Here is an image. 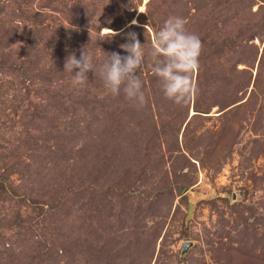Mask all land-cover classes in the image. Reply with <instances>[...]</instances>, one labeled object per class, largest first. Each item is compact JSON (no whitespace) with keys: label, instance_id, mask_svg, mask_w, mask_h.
<instances>
[{"label":"trees","instance_id":"1","mask_svg":"<svg viewBox=\"0 0 264 264\" xmlns=\"http://www.w3.org/2000/svg\"><path fill=\"white\" fill-rule=\"evenodd\" d=\"M143 2L0 0V264H44L58 244L66 251L76 248L79 238H65L72 228L58 231L61 224L63 231L69 226L65 215L71 203L90 205L112 188L119 195L135 181H156L145 173L158 167L148 149H163L164 142L168 149H182L184 124L186 134L215 106L223 113L236 108V118L249 99L264 103V0H147L139 10ZM122 10L137 23L125 27ZM113 14L117 17L106 23ZM172 16L184 18L186 29L202 41L194 74L198 93L183 106L164 96L149 55L156 33ZM103 25L120 32L102 33ZM128 28L145 48L146 66L139 73L147 100L143 107L128 100L123 89L111 94L99 73L108 54L127 55L120 46L128 42L123 33ZM82 50L93 56L96 71L87 73L85 85L73 86L74 72L65 71V61L73 52L79 58ZM208 132L221 133L199 127L193 148H205ZM176 159L173 179L169 174L152 183L158 184L147 196L155 198L153 205H167L165 197L175 196V190L187 194L196 183L195 176L180 173L186 167L197 171L195 162L184 153ZM159 162L163 166L164 157ZM15 173L19 183L10 179ZM16 197L42 206L44 224L29 220L11 231ZM254 252L243 264H260Z\"/></svg>","mask_w":264,"mask_h":264},{"label":"rangeland","instance_id":"2","mask_svg":"<svg viewBox=\"0 0 264 264\" xmlns=\"http://www.w3.org/2000/svg\"><path fill=\"white\" fill-rule=\"evenodd\" d=\"M146 2L144 0L139 10L145 9ZM121 12L125 27L137 23L136 18L130 20L124 10ZM116 17V14L107 15L106 23ZM104 28L110 27L103 25L101 32ZM111 31L120 32L110 28L103 33ZM132 31L128 28L123 32L126 39ZM250 93L251 88L242 102ZM262 106L263 101L256 104L249 99L248 105L238 110L236 118L233 117L236 108L223 113L215 106L209 116L194 120L186 134L184 124L179 133L182 149H168L165 142L163 149H148L150 158H157L158 167L147 169L145 173L155 176L156 181L163 182L169 174L173 179L172 162L177 160L179 164L176 158L182 157V153L196 164L197 171L189 167L178 170L195 176L196 183L187 194L175 190V196L165 197L162 203L167 205L151 203L155 198L147 196L158 184L145 178L131 183L130 187H122L127 190L125 194L118 195L112 188L106 195L96 196L90 205L71 203L65 215L69 226L63 231L66 225L61 224L58 231L72 228L65 238H79L80 247L85 242L84 251H80L79 246L66 251L58 244L44 264H243L251 251H255L259 263L264 264V110L259 111ZM192 110L193 107L190 114ZM245 112L247 117L243 115ZM202 126L203 130H220L221 133L215 132V136L212 132L206 133L205 148L195 149L193 138ZM228 127L231 130L226 132ZM5 137L3 142L7 143ZM168 141L170 143L171 138ZM142 156L140 159L144 161ZM162 157L163 166L159 162ZM10 179L20 182L17 173ZM11 203L17 207L11 231L23 229L20 227L29 220L41 226L42 206L18 197ZM187 241L193 244L183 251ZM228 248L234 257L229 255Z\"/></svg>","mask_w":264,"mask_h":264},{"label":"clouds","instance_id":"3","mask_svg":"<svg viewBox=\"0 0 264 264\" xmlns=\"http://www.w3.org/2000/svg\"><path fill=\"white\" fill-rule=\"evenodd\" d=\"M186 23L184 18L169 17L156 33L149 53L154 60L151 70L160 78L164 96L181 106L189 103L198 93L194 74L199 68L202 51V41L186 29ZM106 29L110 28H104L102 33ZM120 47L127 55L119 52L108 54V59L99 68L100 77L111 94L119 95L123 89L128 100L143 107L147 100L139 73L146 66L144 44L133 32L128 34V42ZM65 71L74 72L73 86L85 85L87 73L96 71L93 56L82 50L77 58L73 52L66 58Z\"/></svg>","mask_w":264,"mask_h":264},{"label":"water","instance_id":"4","mask_svg":"<svg viewBox=\"0 0 264 264\" xmlns=\"http://www.w3.org/2000/svg\"><path fill=\"white\" fill-rule=\"evenodd\" d=\"M193 243L191 241H187L184 245L183 251H186L189 246H191Z\"/></svg>","mask_w":264,"mask_h":264}]
</instances>
